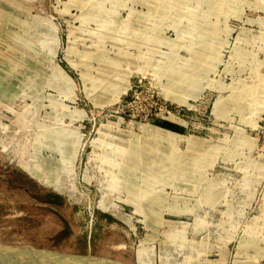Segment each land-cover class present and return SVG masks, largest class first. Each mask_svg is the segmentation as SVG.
<instances>
[{"label": "rangeland", "instance_id": "obj_1", "mask_svg": "<svg viewBox=\"0 0 264 264\" xmlns=\"http://www.w3.org/2000/svg\"><path fill=\"white\" fill-rule=\"evenodd\" d=\"M0 244L264 264V0H0Z\"/></svg>", "mask_w": 264, "mask_h": 264}, {"label": "water", "instance_id": "obj_2", "mask_svg": "<svg viewBox=\"0 0 264 264\" xmlns=\"http://www.w3.org/2000/svg\"><path fill=\"white\" fill-rule=\"evenodd\" d=\"M19 255L24 257L18 264H103L99 259L93 256H74L51 253H34L23 250H17ZM18 261V260H17Z\"/></svg>", "mask_w": 264, "mask_h": 264}, {"label": "bare ground", "instance_id": "obj_3", "mask_svg": "<svg viewBox=\"0 0 264 264\" xmlns=\"http://www.w3.org/2000/svg\"><path fill=\"white\" fill-rule=\"evenodd\" d=\"M65 79L67 80V83H69L68 85H69L71 94L75 96L74 93H75V90H76V84H75L76 82H74V79L71 78V76H67L66 75L65 76ZM103 205H104V199H103V201L101 203V206H103ZM0 248L2 250H5V252H7V254L9 253V254H11L13 256V257H8V255H6L8 260L4 261L3 264H18L19 262H22V260H26V259H23L24 257H22L21 255H19L20 253L17 250H13V249L8 248V247H5V246H3L1 244H0ZM0 254H2V253L0 252ZM138 256H139V258H138V264H151L150 260H148V256L146 255L145 251L142 248H140L138 250ZM0 261H3V260L0 259ZM26 262L27 261H25V263Z\"/></svg>", "mask_w": 264, "mask_h": 264}, {"label": "trees", "instance_id": "obj_4", "mask_svg": "<svg viewBox=\"0 0 264 264\" xmlns=\"http://www.w3.org/2000/svg\"><path fill=\"white\" fill-rule=\"evenodd\" d=\"M163 126L165 128L171 129V130L180 131V128L179 127L175 126L174 124L168 123V122H165L163 124Z\"/></svg>", "mask_w": 264, "mask_h": 264}, {"label": "crops", "instance_id": "obj_5", "mask_svg": "<svg viewBox=\"0 0 264 264\" xmlns=\"http://www.w3.org/2000/svg\"><path fill=\"white\" fill-rule=\"evenodd\" d=\"M91 247L89 246V249H90ZM101 261V260H100Z\"/></svg>", "mask_w": 264, "mask_h": 264}]
</instances>
